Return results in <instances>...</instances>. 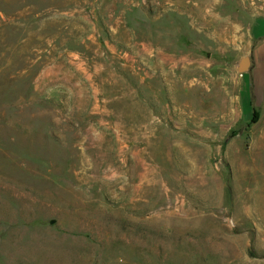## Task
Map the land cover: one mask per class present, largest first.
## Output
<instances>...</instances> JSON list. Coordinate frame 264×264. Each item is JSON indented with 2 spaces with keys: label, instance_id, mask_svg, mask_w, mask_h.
<instances>
[{
  "label": "rangeland",
  "instance_id": "rangeland-1",
  "mask_svg": "<svg viewBox=\"0 0 264 264\" xmlns=\"http://www.w3.org/2000/svg\"><path fill=\"white\" fill-rule=\"evenodd\" d=\"M0 264H264V0H0Z\"/></svg>",
  "mask_w": 264,
  "mask_h": 264
},
{
  "label": "water",
  "instance_id": "water-1",
  "mask_svg": "<svg viewBox=\"0 0 264 264\" xmlns=\"http://www.w3.org/2000/svg\"><path fill=\"white\" fill-rule=\"evenodd\" d=\"M250 66H251V59L250 58L244 59L241 63V72L246 73L247 71L250 70Z\"/></svg>",
  "mask_w": 264,
  "mask_h": 264
},
{
  "label": "trees",
  "instance_id": "trees-1",
  "mask_svg": "<svg viewBox=\"0 0 264 264\" xmlns=\"http://www.w3.org/2000/svg\"><path fill=\"white\" fill-rule=\"evenodd\" d=\"M257 119H258V115H257V113H255V114H254V118H253V122H256Z\"/></svg>",
  "mask_w": 264,
  "mask_h": 264
},
{
  "label": "bare ground",
  "instance_id": "bare-ground-1",
  "mask_svg": "<svg viewBox=\"0 0 264 264\" xmlns=\"http://www.w3.org/2000/svg\"><path fill=\"white\" fill-rule=\"evenodd\" d=\"M262 166H263V165H262ZM262 166H261V167H262Z\"/></svg>",
  "mask_w": 264,
  "mask_h": 264
}]
</instances>
